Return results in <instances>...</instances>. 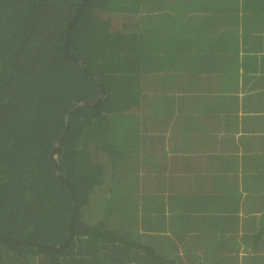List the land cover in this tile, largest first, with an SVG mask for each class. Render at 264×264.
<instances>
[{
  "label": "trees",
  "instance_id": "obj_1",
  "mask_svg": "<svg viewBox=\"0 0 264 264\" xmlns=\"http://www.w3.org/2000/svg\"><path fill=\"white\" fill-rule=\"evenodd\" d=\"M217 62L216 89L262 128L264 77H244L250 97L238 79L264 67V0H0V236L35 243L0 239V264H264V173L232 182L214 156L208 126L233 111L202 92ZM112 123L140 131L143 181L168 185L110 190L135 159ZM114 196L125 227L97 214Z\"/></svg>",
  "mask_w": 264,
  "mask_h": 264
},
{
  "label": "crops",
  "instance_id": "obj_2",
  "mask_svg": "<svg viewBox=\"0 0 264 264\" xmlns=\"http://www.w3.org/2000/svg\"><path fill=\"white\" fill-rule=\"evenodd\" d=\"M254 35V34H252ZM249 44V43H248ZM247 44V46H248ZM239 48L243 51L240 52V55H245L248 49L244 50L239 45ZM247 48V47H246ZM240 73L243 75V78H239V82L250 83L249 89L246 93L250 97L255 91L253 89L257 86L255 82L256 80H244V77L250 76H262L264 77V67L259 64L257 69L254 66L247 64L246 71L240 70ZM218 76H222L221 64L217 62V67H215L211 72L207 73V78L209 79L204 82L203 88V95L208 97L209 101L210 98L216 101L218 98H231L227 102L232 107L233 111L231 112H223L221 109L218 112L220 117L224 120L226 118H230L233 120L232 122L226 123L220 118L215 122L211 121L208 127L209 131H213L214 133V144L216 145L215 150V158L219 159L216 160L218 162V166L220 167L219 171H223L224 175L232 179L234 182V177L240 172L243 174L246 172L250 174L251 172H258L264 173V126L260 129H254L253 125H248L245 127V123L243 121L244 113H243V105L245 101L243 99L244 93L241 91H230L227 93H222L216 87L219 86V83L215 82V78ZM222 82V80H219ZM263 89L258 90L257 96L255 100H257V105H264V93L262 92ZM262 92V93H261ZM251 100H254L253 98ZM223 104V101L221 104ZM250 106V105H249ZM237 110V111H235ZM194 115L199 118L201 112L195 111L193 112ZM210 114V111L208 112ZM253 116L256 117H264L261 113H255ZM251 120V119H250ZM253 122V121H251ZM258 123V122H253ZM262 125L264 122H260ZM259 124V127L262 126ZM169 136V135H168ZM261 139V140H260ZM175 143H180V153L176 154L175 156H179L181 159L182 157H190L189 149L191 145H188L187 151H182L183 147H187L186 145L182 144V141L175 140ZM198 145V144H197ZM182 154V156H181ZM212 163V162H211ZM211 167V165H210ZM177 175V172L173 173ZM181 174V173H180ZM179 174V175H180ZM202 176L206 175L205 173L200 174ZM242 216L241 212L239 213ZM241 233L243 230H240ZM240 232H237L239 236H242ZM242 254V250L241 253Z\"/></svg>",
  "mask_w": 264,
  "mask_h": 264
},
{
  "label": "rangeland",
  "instance_id": "obj_3",
  "mask_svg": "<svg viewBox=\"0 0 264 264\" xmlns=\"http://www.w3.org/2000/svg\"><path fill=\"white\" fill-rule=\"evenodd\" d=\"M244 13H241L240 16H242ZM250 23L249 22H240V29L243 30L244 28H249L251 30V32L253 33V29H261L262 27H259V25H256V26H253L251 25L250 27ZM259 27V28H258ZM207 64L209 65V62H207ZM126 124L127 123H132V122H125ZM111 125V124H110ZM117 123H112V129L110 130V133H109V138L115 142L116 144V148L117 149H121V154H120V157L123 156V157H130L129 154L127 153H130L129 152V149L131 147H134L133 149L135 150V152L132 154V157H135V159H129L131 160L129 162V164L127 166H129L128 168H124L121 172H119V169L118 167H116L115 171L113 172L116 173V175H114L111 179H110V184H109V188L110 190H114L116 192L120 191V192H125V195L128 194V191L129 190H157V188L159 187V189L161 188L160 187V184H162L163 180H164V185H168L167 184V179L164 178L161 180L158 178V177H147L146 180L143 181L144 179V175H147L146 174V168L144 165L141 164L142 162V158H143V155L141 154L140 155V152L139 154L136 153V150L137 148L140 146H145L143 143V140L141 138V133L140 131H132L130 129H127L126 127H117ZM162 145V143H161ZM161 145L159 144V142H156L155 143V147L154 149H160L161 148ZM138 148V149H139ZM124 153V154H122ZM152 155L153 153L150 154V158H152ZM153 165L157 167H159L157 164H155L154 162H152ZM139 178V179H138ZM143 181V182H142ZM132 183H135V187L131 186ZM159 185V186H158ZM158 189V190H159ZM113 194V193H112ZM111 194V195H112ZM106 197V196H104ZM115 198V196L112 198L111 202H110V210L111 212H109V210L105 209V211L103 212L102 210H99L97 212V214L99 213H102V219L103 221H100V222H104L106 224L109 225H112L113 227H122L125 225L120 223L119 221L123 222L124 220H122L120 217H118L119 213L120 212V208H122L123 205H125V202L122 201V202H117ZM157 201H159V199H156ZM135 205H138V204H135ZM145 204L142 205V207H144ZM83 214L86 213L85 210L82 211ZM140 212H138L137 214H139ZM135 214V215H137ZM126 217H128L130 215V213H125ZM84 216V215H82ZM97 221V220H95ZM99 222V221H98ZM142 235L145 233V229L143 226H138L137 229ZM151 233H155V235L159 234L161 235V232H159V230H154L152 231ZM168 234H170V231L167 232Z\"/></svg>",
  "mask_w": 264,
  "mask_h": 264
},
{
  "label": "water",
  "instance_id": "obj_4",
  "mask_svg": "<svg viewBox=\"0 0 264 264\" xmlns=\"http://www.w3.org/2000/svg\"><path fill=\"white\" fill-rule=\"evenodd\" d=\"M87 0H84V3L86 2ZM68 41L65 42L64 46H65V49L66 51H68ZM77 58V57H75ZM0 239H3V240H8V241H12V242H17V243H21V244H26V245H33L35 243H32V242H29V241H26V240H23V239H17V238H14V237H9V236H0ZM41 247H45L43 245H40Z\"/></svg>",
  "mask_w": 264,
  "mask_h": 264
}]
</instances>
